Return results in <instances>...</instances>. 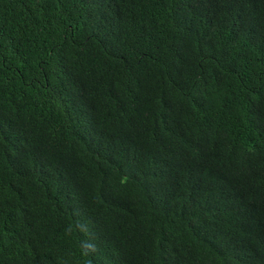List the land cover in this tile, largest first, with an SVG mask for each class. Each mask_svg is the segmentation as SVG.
Returning <instances> with one entry per match:
<instances>
[{"label": "trees", "instance_id": "1", "mask_svg": "<svg viewBox=\"0 0 264 264\" xmlns=\"http://www.w3.org/2000/svg\"><path fill=\"white\" fill-rule=\"evenodd\" d=\"M0 264H264V0H0Z\"/></svg>", "mask_w": 264, "mask_h": 264}, {"label": "clouds", "instance_id": "2", "mask_svg": "<svg viewBox=\"0 0 264 264\" xmlns=\"http://www.w3.org/2000/svg\"><path fill=\"white\" fill-rule=\"evenodd\" d=\"M89 247H90V249H91L93 252H95V251L97 250L96 245H90Z\"/></svg>", "mask_w": 264, "mask_h": 264}]
</instances>
